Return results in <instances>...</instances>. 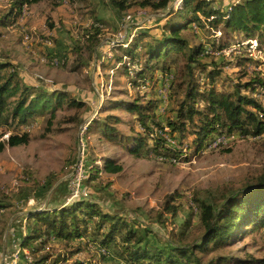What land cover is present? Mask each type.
Listing matches in <instances>:
<instances>
[{
  "label": "rangeland",
  "instance_id": "obj_1",
  "mask_svg": "<svg viewBox=\"0 0 264 264\" xmlns=\"http://www.w3.org/2000/svg\"><path fill=\"white\" fill-rule=\"evenodd\" d=\"M230 1L213 0L212 4L227 6ZM56 2L44 0L24 6L14 26L0 27V60H11L12 68L6 71L14 68L27 84L49 92H67L83 105L69 106L64 101L56 107L54 117L51 118L47 111L30 119L15 129V132H29V142L5 146L0 151V195L6 194L13 204L1 211L0 229H9L8 226L21 229L24 214L34 207L45 208L42 207L44 201L57 204L84 196L125 216L133 228L146 234L149 245L168 244V231L180 230L192 211L194 215L183 242L198 239L203 229L198 223L194 198L222 202L226 195L239 192L254 177L264 173V133L223 136V143L210 145L213 138L198 152H186L187 159H171L146 150L130 154L117 141L110 142L98 132H88L92 119L110 112L123 120L117 125L119 131L130 132L133 117L122 108L110 109L109 100H131L135 96L147 100L153 97L149 91L156 79L160 81L156 111L162 120L169 113V93L166 100L162 99V72H156L152 80L144 78L140 85L133 87L128 82L131 75L127 77L123 73L122 63L117 59H112V65L108 67L101 63L113 54L121 55L115 50V44L127 45L138 31L150 30L158 34V26L164 22L169 10L178 8L182 0H169L168 6L161 10L144 8L136 0H128L130 6L122 11L114 7L111 0ZM8 3V0H0V14L7 9ZM92 11L105 23H97L101 30L98 41L90 45L85 30L93 22ZM220 28L208 33L204 27L192 23L180 33L191 44L206 43L208 38L221 37L223 29ZM238 40L243 48L250 50L251 56L262 60L257 67L248 66V70L259 71L264 76V56L256 49L257 40L237 35L233 43ZM238 48L237 44H232L219 52H206L216 56L219 62L224 55L229 56ZM205 49L216 50L208 44ZM210 60L206 59L207 62ZM182 61L178 58L179 64ZM237 70L229 65L223 74L235 79L239 75ZM172 77L171 74L170 81ZM12 126L15 124L0 127V140L14 132ZM158 134L168 139L167 133L159 131ZM169 144L179 148L175 143ZM81 153L84 155L83 177L75 187L70 177ZM107 158L113 159L121 170L105 171L103 162ZM166 202L177 208L175 217L164 210ZM72 245L51 237L36 255L26 250L31 259L24 261L35 264L34 256L48 253L50 256L43 264H51L59 255H68ZM91 249L74 253L63 264H124L114 256L103 257ZM99 252L107 254L101 249ZM219 254L264 258V229L241 226L240 233L234 235L229 246L204 254L202 259L207 261L210 256Z\"/></svg>",
  "mask_w": 264,
  "mask_h": 264
},
{
  "label": "trees",
  "instance_id": "obj_2",
  "mask_svg": "<svg viewBox=\"0 0 264 264\" xmlns=\"http://www.w3.org/2000/svg\"><path fill=\"white\" fill-rule=\"evenodd\" d=\"M8 1L7 9L0 14V27L14 26L24 6L44 0ZM73 1L86 0H57L56 3ZM127 1L111 0L120 11L130 6ZM136 2L153 10H161L169 4V0ZM212 3L213 0H182L178 8L169 10L164 22L158 26V34L150 30L138 31L127 45L115 44V50L121 55L113 54V58L101 63L108 67L112 65V59H117L122 63L123 73L127 77L131 75L128 82L133 87L140 85L144 78L152 80L158 71L171 73L169 113L163 120L156 111L160 84L156 79L149 91L153 97L147 100L140 96L131 100H109L110 109L122 108L133 117L130 132L119 131L117 125L123 120L111 112L92 119L88 132H98L110 142L117 141L130 154L146 150L171 159H187L186 152H198L219 135L256 136L264 133V76L259 71L248 70V66L257 67L262 60L251 56L250 50L240 45L241 40L233 43L237 35L244 39L253 37L257 40V51L264 56V0H231L227 6ZM90 15L93 22L85 31L86 40L93 45L101 31L97 23L104 25L105 21L94 11ZM192 23L204 27L208 33L221 26V37L191 44L180 32ZM206 44L216 50L237 44L239 50L224 55L217 62L216 56L205 51ZM178 58L183 60L182 64ZM208 58H211L209 62L206 61ZM229 65L238 69L239 75L235 79L223 74ZM11 66V60H0V127L15 124L12 126L14 132L0 140V151L5 146L29 142V132H15V129L30 119L47 111L51 118L54 117L56 107L64 101L69 106L83 105L67 92H49L27 84L14 68L6 71ZM137 91L140 93L139 89ZM164 128L167 131H163ZM159 131L167 133L179 148L169 144L158 134ZM103 163L107 172L121 170L113 159L107 158ZM194 201L198 223L203 230L201 236L191 242H183V239L194 215L192 211L180 230L168 231V244L149 245L146 234L133 228L125 216L107 210L94 199L76 196L56 206L28 210L24 214L25 231L20 234L17 246L36 255L51 237L63 240L65 245L73 244L68 255H59L51 264H63L74 253L92 251L91 247L101 256H114L124 264H264V258L231 254L210 256L207 261L202 259L204 254L229 246L234 235L240 233L241 226L264 229V173L254 177L239 192L226 195L222 202H205L196 197ZM12 205L10 198L1 193L0 213ZM176 209L168 202L164 206V210L172 212V217H175ZM4 230L5 227L0 229V246ZM100 249L107 254L100 253ZM49 256L48 253L34 256L35 264H43Z\"/></svg>",
  "mask_w": 264,
  "mask_h": 264
},
{
  "label": "built area",
  "instance_id": "obj_3",
  "mask_svg": "<svg viewBox=\"0 0 264 264\" xmlns=\"http://www.w3.org/2000/svg\"><path fill=\"white\" fill-rule=\"evenodd\" d=\"M205 51H217L218 50H213V49H206ZM171 74L170 73H161V83H162V99L166 100V96L168 94V89H169V81H170ZM145 88V87H144ZM147 89V88H146ZM82 131V130H81ZM163 131H167L166 128H164ZM225 140V137L222 135L216 136L210 145H219L220 143H223ZM168 143H175L170 137L167 139ZM209 145V146H210ZM83 164H84V155L81 153V156L76 159L75 163V172L71 175V184L75 187H78L79 184L81 183V174L83 173ZM104 253L105 250L101 249ZM106 254V253H105ZM23 255V257H22ZM22 257L23 259H31L30 256L23 252V251H18L17 247L15 246L11 252L3 256V261L2 264H17L18 258ZM32 264V261H31Z\"/></svg>",
  "mask_w": 264,
  "mask_h": 264
},
{
  "label": "crops",
  "instance_id": "obj_4",
  "mask_svg": "<svg viewBox=\"0 0 264 264\" xmlns=\"http://www.w3.org/2000/svg\"><path fill=\"white\" fill-rule=\"evenodd\" d=\"M47 205L56 206L57 204H53V203L44 201L42 204V207H45ZM8 227H9V229L5 228V230H4L3 239H2L1 246H0V264L2 262L3 256L6 255L7 253L11 252L13 250V248L17 245V241L20 238V234L25 231V221H24L23 227H21V229L15 228L14 226H11V227L8 226ZM22 250H23V252L26 251V249H22ZM22 257H23V255H22ZM22 257L18 258V264H26Z\"/></svg>",
  "mask_w": 264,
  "mask_h": 264
},
{
  "label": "bare ground",
  "instance_id": "obj_5",
  "mask_svg": "<svg viewBox=\"0 0 264 264\" xmlns=\"http://www.w3.org/2000/svg\"><path fill=\"white\" fill-rule=\"evenodd\" d=\"M75 172V170H73ZM83 177V173L81 174V178Z\"/></svg>",
  "mask_w": 264,
  "mask_h": 264
}]
</instances>
